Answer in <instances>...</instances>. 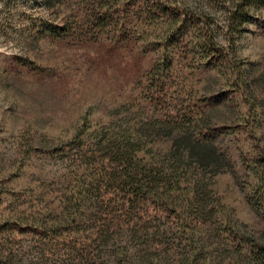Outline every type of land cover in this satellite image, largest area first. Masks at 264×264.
Segmentation results:
<instances>
[{
    "label": "rangeland",
    "instance_id": "1",
    "mask_svg": "<svg viewBox=\"0 0 264 264\" xmlns=\"http://www.w3.org/2000/svg\"><path fill=\"white\" fill-rule=\"evenodd\" d=\"M83 1L0 0V264H264V22L231 72Z\"/></svg>",
    "mask_w": 264,
    "mask_h": 264
},
{
    "label": "trees",
    "instance_id": "2",
    "mask_svg": "<svg viewBox=\"0 0 264 264\" xmlns=\"http://www.w3.org/2000/svg\"><path fill=\"white\" fill-rule=\"evenodd\" d=\"M47 4L49 0H44ZM90 17L101 28L112 26L115 38H122L132 22L160 25L166 48L198 55L207 66L222 64L231 72L238 41L248 26L263 23L264 0H84ZM72 23V22H71ZM73 24V23H72ZM63 23L51 29L70 32ZM141 31H145L141 28ZM185 46L182 43L186 42ZM205 157L200 156V161Z\"/></svg>",
    "mask_w": 264,
    "mask_h": 264
}]
</instances>
